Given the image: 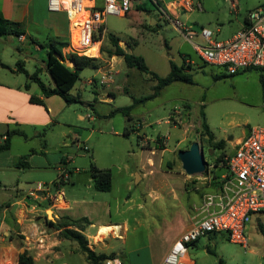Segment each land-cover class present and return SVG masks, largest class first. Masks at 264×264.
Listing matches in <instances>:
<instances>
[{"label": "rangeland", "instance_id": "374dc122", "mask_svg": "<svg viewBox=\"0 0 264 264\" xmlns=\"http://www.w3.org/2000/svg\"><path fill=\"white\" fill-rule=\"evenodd\" d=\"M199 1L202 10L180 12L177 20L196 31L200 30V26H206L219 40L231 37L241 27L247 11L262 2ZM101 3L102 0H97V4ZM158 16L160 11L149 1H144L142 9L133 7L125 16L107 15L99 55L101 58L107 57V50L112 48L108 38V34H111L124 41V45L119 41L118 44L125 51L142 56L149 70L164 76L169 70V60L178 65L181 54H184L196 61L187 71L191 82L170 83L162 87L156 96L135 102L129 112L131 118L127 119L121 112L111 114L110 110L131 104L133 98L150 95L155 79L135 67L128 68L123 61L115 62L112 74V80H115L114 95L107 101L104 98L106 89L110 86L101 85L97 81L100 75L97 68L85 66L78 71V78L69 91L70 95H77L78 100L66 105L62 113L63 120L58 118L59 122H54L43 137L37 134L39 128L36 131L26 127L25 137L13 136L8 151H2L27 155L28 158L33 151L31 161H36L40 155L44 156L49 161L47 176L42 178L44 181L56 177L59 159L66 157V166L71 173L68 180L60 184L64 197L67 199L74 195L98 201L100 204L98 203L96 219L116 222L123 217L130 219L137 216L140 224L135 229L136 245L141 252L145 251L147 238L153 227H158L160 222L166 220L179 222L181 211L189 210L192 202L199 205L202 194L211 190L218 175L225 172L224 157L233 149L236 138L245 134L248 128L264 123V108L257 106L262 99V86L257 70L245 68L228 73L221 66L202 63L189 41L174 27L173 19H157ZM151 18H156L157 24H152ZM1 38L0 58L8 44L21 48L28 56L36 57L44 53L36 50L29 39L19 41L15 35H8L6 40ZM199 39L194 37L195 41ZM63 55L66 57L69 54ZM116 59L120 60L118 56ZM31 67V61H28L27 68ZM40 77L43 79V76ZM89 78H94L96 84L88 83ZM184 105L187 106L186 111L180 117ZM201 111L213 140L223 141L221 147L210 145L207 135L201 134ZM86 113L92 118L85 117ZM166 119L178 122L172 127ZM124 126L135 129L123 134ZM183 127H186L185 132ZM140 132L154 139L153 152H148L152 162H147L146 150L142 148L138 135ZM157 134L168 138L164 140ZM194 140L202 147L206 165L202 173L190 176L183 171L177 152L187 148ZM83 145L87 150L83 149ZM42 146H45L46 151L39 154ZM219 154L223 156L216 161ZM15 159L18 160L19 157ZM91 164L109 170V190H97L93 187V182L88 181ZM135 172L142 176L136 182ZM35 173L37 171L33 167L24 169L26 179H34ZM170 187L175 190V200L172 198L173 194L165 190ZM129 198L130 201H124ZM102 202L109 206L108 212L102 209ZM126 204L131 205L130 210L116 211L115 206L119 205L118 208L123 209ZM89 207L87 205V210ZM82 208L86 211L85 204H78L75 211ZM65 221L69 222L68 219ZM246 228V248L218 233L205 243H200L197 248H188L187 253L198 252L202 256L203 245H206L204 257L207 258V264L213 259L216 263L218 259H222L224 264H264V214L252 215ZM160 246L161 240L155 246L157 252L161 250ZM137 262L146 264V259L141 258ZM73 264L88 263L82 253L78 252L73 255Z\"/></svg>", "mask_w": 264, "mask_h": 264}, {"label": "crops", "instance_id": "0c3cea01", "mask_svg": "<svg viewBox=\"0 0 264 264\" xmlns=\"http://www.w3.org/2000/svg\"><path fill=\"white\" fill-rule=\"evenodd\" d=\"M46 2L47 0H0V14L9 21L17 22L19 28L22 30V33L18 34L22 35V38H19L14 33H1V39L6 40L8 35H15L19 41L29 39L36 50L44 52L36 57L32 55L28 56L21 48L14 47L11 44L5 45V52L2 53L0 58V142L5 139L7 132L10 130L20 131V133H13L9 136L10 144L11 138L15 135L25 137L26 127L34 128L36 131L39 128L40 130L37 134L43 137L45 131L54 122H59L58 118L63 120L62 113L68 103L58 94L44 95L36 79L31 77V74L35 73L37 80H40L45 87H54V82L45 65L47 51L49 50L47 43L50 39L67 40L68 24L65 13L49 11L46 7ZM162 2L170 8V12L173 13H170L172 17L174 15L180 17V12H176L172 8L171 3L173 0H162ZM245 15L240 28L244 25ZM159 18L162 17L158 16L157 19ZM151 20H153L152 24H157L156 18H151ZM191 30L198 33V31L192 28ZM217 30L218 28H216ZM194 37L199 36L197 34L194 35L193 40ZM64 48H61L62 55L66 54L63 51ZM117 56L111 55L103 60L110 61L112 64L123 61L121 56H118L120 60L116 59ZM28 61H31V69L27 68ZM62 61L69 67L73 66V62L68 58V55ZM195 63L196 61L190 56L181 54V61L177 66L181 67L182 73L189 75L187 71ZM254 69L257 70V68ZM257 72L259 71L257 70ZM40 76H43V79ZM176 81L181 80H175L171 83ZM93 84L95 85L96 81ZM114 84L115 80L106 84L110 87L106 89L104 100L109 101L113 98ZM30 96L39 98L41 103L30 101ZM75 97L78 98L77 95ZM263 97L264 90L262 89L261 98L263 99ZM262 99L257 106L264 108ZM186 107V105L183 106L180 117L184 115ZM87 114L85 117L92 118L90 114H88L89 116ZM78 116L83 118L82 115ZM166 122L172 124V127H174L175 122H178V120L174 122L166 119ZM138 126L140 127L141 125ZM124 128H127L125 134L135 129L129 126H124L123 130ZM129 128L132 129L129 130ZM183 131H186V127H183ZM245 134L236 138L234 144ZM138 135L142 148L146 150L145 156L147 162H152L148 152H153L154 139L151 136L148 137L144 132H140ZM157 135L158 137L161 136L164 140L168 138L165 135ZM150 141H152V144H150ZM76 146L80 148L79 144H76ZM8 149L4 151H8ZM83 149L87 150V147L83 145ZM45 151V146H42L39 154H44ZM33 154L34 152L31 151L28 158L27 155L0 151V264H20L18 261L20 254H24V259L30 260V264H73V255L82 252L78 249L75 240L60 235V231L64 228L77 229V227L65 220H75L82 217L87 218L88 223H81L83 228L79 229V231L85 236L88 247L96 253L110 254L111 258L119 260V264H138L137 260L141 258L146 259V264H160L173 240L181 232L189 228L199 217L201 202L199 205L192 202L189 210L178 212L180 215L182 214L179 217V222L166 220L165 222H160L158 227H153V231L148 235L145 251L141 252L140 247L136 245L135 229L140 224L137 216H132L130 219L123 217L121 221L116 222L103 218L96 219V212L99 209L98 201L85 200L84 198H77L74 195H70L67 199L64 197V190L60 187L63 181L60 179L59 172L61 169H66L68 177L71 173L66 166V157L63 156L59 159V165L56 166V177L44 181L42 178L47 176L49 161L41 155L36 161H31ZM18 157L19 159L16 160L15 158ZM30 167H33L37 171L33 177L34 179H26L27 174H24V169ZM90 173L91 167L88 181L93 182ZM37 183L42 184V188L39 191L35 190V194H32ZM215 186L216 182L213 187ZM165 190L169 194H173L172 198L175 200V190L172 187ZM147 194L150 193L148 192ZM130 200L131 198L124 201ZM78 204H85L86 211L83 209L84 207L81 210L75 211V207ZM101 204H103L102 209L104 212H108L109 206H105V202ZM87 205L88 207L90 206L88 210ZM118 206H115L117 212L130 210L131 207V205L126 204L123 209H119ZM101 226H116L117 229L111 230L107 234H102L97 238L98 229ZM218 233L225 235L224 232L209 233L190 243L187 249L197 248L200 243H205L211 236ZM160 240L161 250L157 252L155 246ZM205 246L203 245L202 248L204 253L202 256L198 252L190 254L186 251V259L189 264H207V258L204 257ZM82 255L85 258L83 253ZM101 264H105V262ZM209 264L218 263L213 259L210 260Z\"/></svg>", "mask_w": 264, "mask_h": 264}, {"label": "built area", "instance_id": "2783aa9c", "mask_svg": "<svg viewBox=\"0 0 264 264\" xmlns=\"http://www.w3.org/2000/svg\"><path fill=\"white\" fill-rule=\"evenodd\" d=\"M144 1L156 6L161 17L173 19L174 27L191 43L202 62L221 66L228 73L245 68H257L264 73V0L247 11L242 28L223 40L216 39L207 27L194 32L179 22L178 16L172 17L170 8L166 4L161 5L162 0H102L100 5L97 0H47L46 7L49 11L66 15L68 35L64 53L100 57L105 17L109 14L125 16L133 7H143ZM171 4L176 12L202 9L199 0H173ZM96 34H100L97 40L94 39ZM196 34L199 41L193 40ZM18 37L22 38V35ZM93 46L96 47L94 56L88 53ZM97 70L100 84L112 82L113 64L110 61L103 60ZM95 81L94 78L87 80L90 84ZM224 164L225 172L216 178V186L202 195L199 217L173 240L160 264H189L186 259L188 245L214 232H224L229 241L247 247V223L252 215L264 214V123L248 128L224 157ZM59 173L62 181L68 179L66 169ZM41 188L42 184L37 183L32 194ZM104 262L120 263L111 257Z\"/></svg>", "mask_w": 264, "mask_h": 264}, {"label": "trees", "instance_id": "16d2710c", "mask_svg": "<svg viewBox=\"0 0 264 264\" xmlns=\"http://www.w3.org/2000/svg\"><path fill=\"white\" fill-rule=\"evenodd\" d=\"M136 7L142 9V6H136ZM127 14L128 13H126V15ZM0 33L2 34L14 33L18 35L22 33V30L19 28V24L17 22L9 21L3 18V16L0 14ZM99 38H100V34L94 35V39L97 40ZM108 38L111 41L112 48L110 50H107L106 58L110 57L111 55L121 56L123 58V62L128 68L135 67L140 72L147 73L156 81V83L153 85V91L150 95L143 96L137 99L133 98L131 104L114 108L111 110L110 112L111 114H114L116 112H121L123 115L127 117V119H130L131 116L129 112L135 102L156 96L163 86L171 83L172 81L175 80H181L185 82L191 81L190 76L188 74L182 73L181 67L174 64L171 60L169 61L170 64L169 72L164 76H159L154 71L149 70L142 56L127 52L121 46H119L118 41L120 40V38L115 37L111 34H108ZM66 44H67V40L61 41L58 39H50L47 43L49 50L47 51V59L45 61V65L50 77L54 82L53 88L45 87V85L40 80H37L35 73L31 74V77L33 79H36L44 95L58 94L64 99L65 102L70 103L72 101L78 100L77 97L69 94L70 88L73 86L74 82L78 78V71L88 65L93 68H97L100 65V63L102 64L104 58L88 57L85 55H76L70 53L68 55V58L73 62V66L69 67L63 61H59L53 55L54 52H58L61 55L62 59H64L61 52V48L64 47ZM100 50H102L101 46H100ZM258 79L262 86V89L264 90V73L259 71ZM30 101L41 103V100L34 96H30ZM200 117H201L200 126L202 130L201 134L207 135L210 145H213L215 147H221L223 141L213 140V136L208 128V125L205 121L204 114L202 111L200 112ZM130 129L132 128H129V130ZM123 132L125 134L127 132V128H124ZM13 133H20V131L18 130L8 131L5 139L0 142V151L7 150L9 148V144H10L9 136ZM222 156L223 154H219L215 158V160L216 161L221 160ZM90 176L93 180V187L95 189L101 191H106L110 189L111 174L108 169H99L93 164H91ZM80 221H82L84 224L88 223L87 218L84 217L75 220H69V222L73 224L75 227H77V229L64 228L60 231V235L75 240L78 249L80 250V252L84 254L89 264H101L102 262L105 261V259L111 257V255L105 253H96L95 251H93L91 248L88 247L85 236L79 231V229L83 228V225L80 224L81 223ZM18 261L20 264L31 263L30 260L24 259V254L19 255ZM218 264H223L221 259H218Z\"/></svg>", "mask_w": 264, "mask_h": 264}, {"label": "water", "instance_id": "95a60500", "mask_svg": "<svg viewBox=\"0 0 264 264\" xmlns=\"http://www.w3.org/2000/svg\"><path fill=\"white\" fill-rule=\"evenodd\" d=\"M153 23V20H151ZM54 56L62 61V57L58 52H54ZM178 158L181 162V167L185 174L195 175L200 174L205 170V161L202 153V147L197 140L190 142L185 149H179L177 152ZM140 178L138 172H135V182Z\"/></svg>", "mask_w": 264, "mask_h": 264}, {"label": "bare ground", "instance_id": "6f19581e", "mask_svg": "<svg viewBox=\"0 0 264 264\" xmlns=\"http://www.w3.org/2000/svg\"><path fill=\"white\" fill-rule=\"evenodd\" d=\"M120 44L124 45V41H120ZM90 55L94 56L95 53H96V47L93 46L89 52H88ZM117 227L116 226H101L99 229H98V235L97 236H100L102 234H107L108 232H110L111 230H116ZM114 233V232H113Z\"/></svg>", "mask_w": 264, "mask_h": 264}]
</instances>
